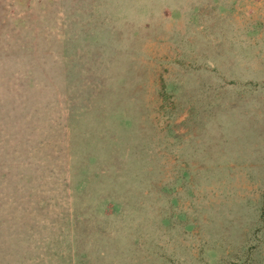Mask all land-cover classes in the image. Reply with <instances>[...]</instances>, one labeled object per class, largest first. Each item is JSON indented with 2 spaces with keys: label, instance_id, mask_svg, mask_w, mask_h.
Segmentation results:
<instances>
[{
  "label": "rangeland",
  "instance_id": "1",
  "mask_svg": "<svg viewBox=\"0 0 264 264\" xmlns=\"http://www.w3.org/2000/svg\"><path fill=\"white\" fill-rule=\"evenodd\" d=\"M0 264H264V0H0Z\"/></svg>",
  "mask_w": 264,
  "mask_h": 264
}]
</instances>
